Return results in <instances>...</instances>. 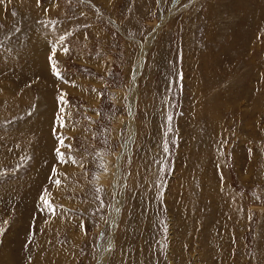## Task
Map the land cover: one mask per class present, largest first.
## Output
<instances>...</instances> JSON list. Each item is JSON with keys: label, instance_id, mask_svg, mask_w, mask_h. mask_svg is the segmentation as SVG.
<instances>
[{"label": "rangeland", "instance_id": "1", "mask_svg": "<svg viewBox=\"0 0 264 264\" xmlns=\"http://www.w3.org/2000/svg\"><path fill=\"white\" fill-rule=\"evenodd\" d=\"M0 264H264V0H0Z\"/></svg>", "mask_w": 264, "mask_h": 264}, {"label": "crops", "instance_id": "2", "mask_svg": "<svg viewBox=\"0 0 264 264\" xmlns=\"http://www.w3.org/2000/svg\"><path fill=\"white\" fill-rule=\"evenodd\" d=\"M35 6L38 8V7H42L41 6V4H39V3H35ZM45 8V7H44ZM44 8H43V10H42V12H44ZM49 8V7H48ZM39 9V8H38ZM91 31L90 29H87V31ZM92 31L94 32V33H96L97 34V38L99 37V34H103V33H99V29H93L92 28ZM84 34V32L81 34L80 32L79 33H74L73 35H72V37L71 38H69V41H70V45L68 44L67 46H65L61 51L62 52H64V54H66V53H70V58H71V63L72 64H76V65H78V62H79V60H80V62L79 63H84V62H82L83 60H84V58H82V57H78V53H74V54H76V55H74L73 54V45L75 46V43L76 42H78V47H80L81 48V51H79V52H84L85 51V49L87 48V45H85V44H83V43H81L82 41H83V37H82V35ZM85 35H87L86 34V31H85ZM72 39H73V41H72ZM77 47V46H76ZM75 51H77L78 52V50L76 49ZM57 52H58V49H57ZM57 52H56V56H57ZM101 60H94V59H92V60H90V63L92 64V65H95V64H98V65H101V62H100ZM104 68V65L101 67V69H103ZM107 68V67H106ZM102 71V70H101ZM91 73V72H90ZM92 74V73H91ZM63 81L64 82H67V84L69 85V87H71L72 89H74V88H76V87H78L77 86V84H76V79H80V80H82V78H81V76H79L76 72H74V73H71V71H70V73H67L66 72V74H64L63 73ZM86 78L89 80V81H91L92 82V84H93V82H94V77L92 76H90V75H88V76H86ZM60 81H62V80H60ZM99 81H100V79H99ZM79 87H81V86H79ZM99 87V86H98ZM81 89V88H80ZM83 89H81V94L82 95H84V96H82V98H84L85 99V103H86V105H88V106H96V104H98L99 103V97H100V93L98 92V89H94L93 87H91L90 89H89V91L88 90H83Z\"/></svg>", "mask_w": 264, "mask_h": 264}, {"label": "bare ground", "instance_id": "3", "mask_svg": "<svg viewBox=\"0 0 264 264\" xmlns=\"http://www.w3.org/2000/svg\"><path fill=\"white\" fill-rule=\"evenodd\" d=\"M139 66H140V65H139ZM130 106H131V105H130ZM129 145H130V144H129ZM129 145H128V146H129ZM128 146H127V148H128ZM215 203H216V202H215ZM113 212H114V211H113ZM115 219H116V218H115ZM112 220H114V219H112Z\"/></svg>", "mask_w": 264, "mask_h": 264}, {"label": "snow or ice", "instance_id": "4", "mask_svg": "<svg viewBox=\"0 0 264 264\" xmlns=\"http://www.w3.org/2000/svg\"><path fill=\"white\" fill-rule=\"evenodd\" d=\"M58 183V182H57ZM45 203L47 204L48 202L47 201H45Z\"/></svg>", "mask_w": 264, "mask_h": 264}]
</instances>
